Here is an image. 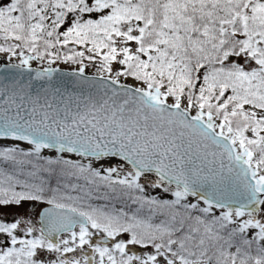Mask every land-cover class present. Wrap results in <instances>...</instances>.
I'll return each instance as SVG.
<instances>
[{
    "label": "snow or ice",
    "instance_id": "obj_1",
    "mask_svg": "<svg viewBox=\"0 0 264 264\" xmlns=\"http://www.w3.org/2000/svg\"><path fill=\"white\" fill-rule=\"evenodd\" d=\"M0 264H264V0H0Z\"/></svg>",
    "mask_w": 264,
    "mask_h": 264
}]
</instances>
